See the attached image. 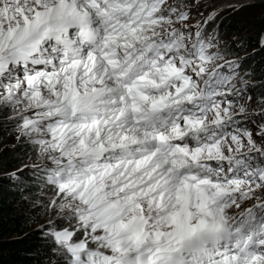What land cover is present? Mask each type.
Instances as JSON below:
<instances>
[{"label": "snow or ice", "instance_id": "obj_1", "mask_svg": "<svg viewBox=\"0 0 264 264\" xmlns=\"http://www.w3.org/2000/svg\"><path fill=\"white\" fill-rule=\"evenodd\" d=\"M16 4L15 17L0 6V107L20 139L59 157L43 206L62 214L37 225L48 264H264V79L233 51L264 0ZM226 17L244 29L231 40ZM254 44L264 51V29ZM129 113L154 145L147 176L139 160L100 165L129 147L106 137ZM25 169L38 186L53 171L30 159L5 175Z\"/></svg>", "mask_w": 264, "mask_h": 264}, {"label": "trees", "instance_id": "obj_2", "mask_svg": "<svg viewBox=\"0 0 264 264\" xmlns=\"http://www.w3.org/2000/svg\"><path fill=\"white\" fill-rule=\"evenodd\" d=\"M261 11L264 10L260 7L251 9L250 13L249 11L247 13V20L251 13L258 14ZM252 23L253 18H250V24ZM250 24L246 25L247 28ZM220 26L222 32H227L222 39L231 40L234 35H238L237 33L244 30L240 29L238 32L234 21L228 17ZM255 27L251 31L249 29L245 37L246 44L249 46L239 49V55L243 50L246 51L247 48L256 45L254 44L256 34L264 28V24L261 23ZM228 36L230 37L227 38ZM234 45L236 44H233V51L238 55ZM262 52L259 50L252 54V50L250 56L244 59L245 65L241 69V71H245L250 68L248 72L250 71L256 80L264 79V51ZM253 62L257 64L255 67ZM0 108V137L4 138L5 131L12 128L14 122L6 121V115L11 113L9 110L5 112L2 107ZM29 148L24 143L16 144L9 148L5 154L1 152L0 160H5L7 167L19 165L22 161L35 156ZM19 173L21 178L19 181H14L6 175H0V264H48L50 257L45 255L46 247L42 239V232L37 226L46 223L44 222L45 216L40 215L41 207H34L25 199L30 193L33 194L32 189L38 185L31 169ZM33 196L36 198L34 194Z\"/></svg>", "mask_w": 264, "mask_h": 264}, {"label": "clouds", "instance_id": "obj_3", "mask_svg": "<svg viewBox=\"0 0 264 264\" xmlns=\"http://www.w3.org/2000/svg\"><path fill=\"white\" fill-rule=\"evenodd\" d=\"M0 6H8L9 7V16L15 17L16 13L14 11L15 7L18 5L16 4V0H0ZM22 6V5H19ZM12 20L9 19L8 23H11ZM6 119V118H5ZM7 121V119H6ZM12 133H15V139L17 142H20V136L23 132V129L19 128V126L14 122L13 127L11 129ZM32 136H35L36 133H32ZM142 133L138 131L137 125L131 122V114L129 113L127 116L123 117L119 123V125L116 128H113L110 132L106 133V137L109 139H115L118 136H125L126 140L122 141V143H126L129 145V147L125 149H119V150H113L109 151L104 155L103 160L100 161L101 168H107L109 165L115 167L117 162H119V167L116 168V172L120 170V168H123L127 166V168L130 171H135L134 166L136 165L137 160L140 161L141 165H144V167L141 169V171L144 172L145 176H147L148 170L153 166L154 163L157 162V160L147 161L145 157L147 154L152 150V147L154 145L149 146L147 144L141 145L139 144V138L141 137ZM31 136H24L23 140L24 142L30 144L32 148L35 151V162L40 165H44L47 168H52L53 171L51 173L44 172L41 170V179L39 181V188L40 191L36 194L37 200L41 203V216H52L54 219L57 215L62 214V210L57 209L56 213L53 212L52 206L49 205L47 207H44V202L48 200L49 196L53 191H55L54 183H55V174L54 170L57 167L56 164L53 163L54 160L59 159L57 156H53L52 153L47 152L45 147L41 145L40 147H36L35 145L30 143ZM133 141H137L136 144H133ZM46 157H52V159H47ZM26 171V169L24 170ZM99 171V169L97 170ZM48 175L53 176V181L50 183L47 180ZM137 177H140V173H136ZM115 179H119L115 175V172L113 173V177ZM112 178L105 177L103 180V183L107 185L106 191H110L112 187ZM98 183L100 180L98 179ZM46 190H50L46 191ZM40 197H44L43 200L40 199ZM64 198L62 197L61 200ZM53 200H55V197H53ZM67 205L65 204V207Z\"/></svg>", "mask_w": 264, "mask_h": 264}, {"label": "rangeland", "instance_id": "obj_4", "mask_svg": "<svg viewBox=\"0 0 264 264\" xmlns=\"http://www.w3.org/2000/svg\"><path fill=\"white\" fill-rule=\"evenodd\" d=\"M249 13H250V10H249ZM256 14V13H255ZM254 13H251L250 14V16H249V24H250V18L252 19L253 18V23L252 24H250V25H248V29H250V31L251 30H253L254 28H256L255 26L257 25H259V24H261V23H263L264 24V15H262V11L261 12H259L258 14H256L255 15ZM250 26V27H249ZM246 28H247V26H246ZM264 29V28H263ZM211 30V29H210ZM209 30V31H210ZM244 30H241V32H243ZM238 35L240 34V33H237ZM232 35V34H231ZM230 36H228L227 38H229ZM222 40H228V39H222ZM253 47H255L256 48V52H259V46L258 45H255V46H252V47H250L249 49L247 48L246 49V51H244L243 50V53L245 54V53H250L252 50H253ZM239 50V48H237V46H236V51H238ZM261 53H263L262 51H260ZM238 53V55H239V53L240 52H237ZM237 55V56H238ZM256 56H258V55H256ZM253 64H254V67L257 65V64H255V62H253ZM252 64V65H253ZM245 65V63H243V66ZM251 65V66H252ZM243 68V67H242ZM250 69V68H249ZM248 69V70H249ZM248 70H245V71H242V72H248ZM1 109V108H0ZM9 111H10V113H11V109H8ZM11 129L12 128H10V129H8V130H6L5 131V135L3 136L4 138H2V136L0 137V153L1 152H3L4 154L7 152V150L9 149V148H11L12 146H15L16 144H27L30 148V152L31 153H34L35 154V151H34V149L32 148V146L30 145V144H28V143H26V142H24V140H23V138L21 139V141L20 142H17L16 141V139H15V133H12L11 132ZM32 150V151H31ZM33 162H35V156H33V157H31L30 158ZM29 159V160H30ZM29 160H24V161H22L19 165H16V166H13V167H7L6 166V161L5 160H0V175L2 174V175H5V172H11V171H14V170H17V169H19L20 167H21V165L22 164H27V163H29ZM28 169H26V171H27ZM18 175H20V173L18 172L17 173ZM7 176V175H6ZM21 177H22V175H21ZM20 180H21V178H20ZM32 191H33V194L35 195V197L37 198V196H36V194L40 191V188H39V186L38 187H34L33 189H32ZM46 191H49L50 192V190H46ZM40 199L41 200H43L44 199V197H40ZM46 202V201H45ZM46 219H47V216H45L44 217V222H46Z\"/></svg>", "mask_w": 264, "mask_h": 264}, {"label": "bare ground", "instance_id": "obj_5", "mask_svg": "<svg viewBox=\"0 0 264 264\" xmlns=\"http://www.w3.org/2000/svg\"><path fill=\"white\" fill-rule=\"evenodd\" d=\"M220 27H221V26H220ZM209 30H210V29H209ZM257 50H258V49H257ZM257 50H256V51H257ZM237 52H240V51L238 50ZM249 56H250V53H249V55L247 56V58H248Z\"/></svg>", "mask_w": 264, "mask_h": 264}]
</instances>
